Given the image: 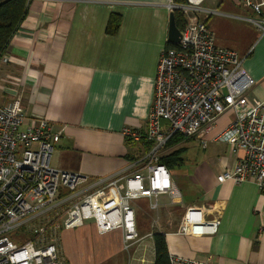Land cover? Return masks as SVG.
Masks as SVG:
<instances>
[{
	"label": "crops",
	"instance_id": "1",
	"mask_svg": "<svg viewBox=\"0 0 264 264\" xmlns=\"http://www.w3.org/2000/svg\"><path fill=\"white\" fill-rule=\"evenodd\" d=\"M173 0H31L29 12L0 62V105L21 97L29 118L48 120L56 131L65 128L56 145L54 168L91 178L111 175L150 150L135 143L123 129H145L155 102L159 60L169 42ZM200 15L218 47L235 51L256 81L249 100L264 101V33L250 19L258 16L243 0H206ZM112 14L121 17L115 35L106 32ZM20 79L13 85L9 78ZM234 119L226 114L206 139L193 138L168 148L166 155L183 149L179 175L172 176L181 192L173 200L136 201L134 210L143 240L125 252L123 233L101 234L94 221L75 230H62L59 250L67 264H154L153 235L164 234L170 256L212 264H264V194L249 180L219 183L226 168L243 156L226 143L214 141ZM206 143L204 146L203 144ZM195 157L186 160L189 145ZM177 148V149H176ZM142 200V199H141ZM140 201V200H139ZM191 210L212 221L220 217L215 236L177 235L180 222ZM150 215L146 232L137 216ZM150 211V212H149ZM158 216L156 221L155 216ZM152 235V236H150ZM151 240L152 244L146 241ZM152 258H145V249Z\"/></svg>",
	"mask_w": 264,
	"mask_h": 264
},
{
	"label": "built area",
	"instance_id": "2",
	"mask_svg": "<svg viewBox=\"0 0 264 264\" xmlns=\"http://www.w3.org/2000/svg\"><path fill=\"white\" fill-rule=\"evenodd\" d=\"M205 1L170 5L171 11L184 14L185 27L180 43L161 53L155 102L146 128L123 129L126 139L150 145L148 152L124 169L91 178L54 168L52 157L65 128L56 131L46 119L29 118L19 96L0 105V264H67L59 250L61 231L82 228L87 221H94L101 234L121 230L125 252L132 251L143 240L134 203L150 199L156 210L163 195L181 198L162 163L169 141L176 135L206 139L226 114L234 119L213 140L243 156L217 180L237 184L251 180L264 194V101L255 105L249 100L256 81L244 69V59L218 47L200 19L202 14L214 13L202 7ZM243 2L258 16L249 21L264 33V0ZM1 61L10 59L4 55ZM9 80L13 85L23 83ZM199 214L191 210L184 215L176 234L215 236L220 217L205 221ZM20 231L30 237L24 244L10 238ZM170 264L212 261L170 256Z\"/></svg>",
	"mask_w": 264,
	"mask_h": 264
},
{
	"label": "trees",
	"instance_id": "3",
	"mask_svg": "<svg viewBox=\"0 0 264 264\" xmlns=\"http://www.w3.org/2000/svg\"><path fill=\"white\" fill-rule=\"evenodd\" d=\"M176 5H184L187 0H173ZM29 0H0V62L6 54L10 43L26 19L29 12ZM175 19L177 27L183 31L185 27L184 14L180 10H175ZM121 24V17L117 14H112L109 18L106 32L109 35H115ZM168 47L175 45L168 44ZM184 141L181 135L174 136L168 143V148L178 146ZM183 149L173 151L170 155L163 157L162 163L170 170L179 167L182 162ZM142 236V231H138ZM155 259L154 264H170V254L164 234L155 233L153 235Z\"/></svg>",
	"mask_w": 264,
	"mask_h": 264
},
{
	"label": "rangeland",
	"instance_id": "4",
	"mask_svg": "<svg viewBox=\"0 0 264 264\" xmlns=\"http://www.w3.org/2000/svg\"><path fill=\"white\" fill-rule=\"evenodd\" d=\"M185 140H188V139L184 138V141ZM180 147L182 148L183 146H178V148H180ZM188 147L189 148H188L187 152L184 154V158L186 160H189V158H191L193 156L195 157L194 154L197 153V149H198V148L197 149L195 148V145H191V144ZM178 170L179 169H175V170L171 171V174L173 176H175V175L178 176L179 175ZM138 202L143 204V209H144V211L147 212L148 211V206L144 205L145 199H142V200H140ZM144 211L137 216V219H138L139 223L142 225V227L145 229V231L146 232H150V231H152V228H151L152 219H150V215L148 213L144 212ZM155 219H156V221H158V216L157 215L155 216ZM87 222H89V221H87ZM140 236H141V234H140ZM10 238L12 240H14V242H16V243L18 241L20 244H24L25 242H27L30 239V237L23 231H20V232L14 234V235H10ZM146 243L149 244V245L152 244L151 240H147ZM144 249H145L144 253H146L145 254V258L147 260H151V258H152V249L149 250V249H147V247L144 248Z\"/></svg>",
	"mask_w": 264,
	"mask_h": 264
},
{
	"label": "water",
	"instance_id": "5",
	"mask_svg": "<svg viewBox=\"0 0 264 264\" xmlns=\"http://www.w3.org/2000/svg\"><path fill=\"white\" fill-rule=\"evenodd\" d=\"M180 40H181V31L177 27L175 14L172 13L170 16V23H169L168 42L176 46L180 43Z\"/></svg>",
	"mask_w": 264,
	"mask_h": 264
}]
</instances>
